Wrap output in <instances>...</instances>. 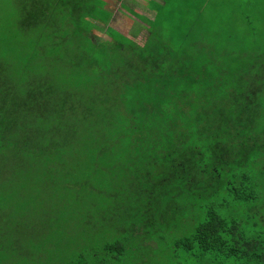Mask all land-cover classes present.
<instances>
[{"label":"trees","instance_id":"trees-1","mask_svg":"<svg viewBox=\"0 0 264 264\" xmlns=\"http://www.w3.org/2000/svg\"><path fill=\"white\" fill-rule=\"evenodd\" d=\"M187 1L181 14L176 0L158 7L157 21L169 8L161 30L171 40L151 29L144 46L110 26L104 0L6 3L20 10L21 26L5 30L12 18L0 16V173L35 154L50 155L44 173L65 168L67 156L89 174L112 169L129 190L114 196L145 208L148 221L138 227L146 238L162 240L190 226L176 237V250L264 264L262 235L246 234L239 211L225 218L216 208L220 198L245 205L261 198L253 173L264 177V159L256 156L263 149L248 137L259 115L246 106L256 88L223 81L227 70L216 66L217 52L194 38L205 5L196 13ZM140 19L149 31L150 20ZM171 19L181 23L169 32ZM97 24L107 26L105 41L94 38Z\"/></svg>","mask_w":264,"mask_h":264},{"label":"rangeland","instance_id":"rangeland-1","mask_svg":"<svg viewBox=\"0 0 264 264\" xmlns=\"http://www.w3.org/2000/svg\"><path fill=\"white\" fill-rule=\"evenodd\" d=\"M18 1L0 0V16L12 18L3 27L5 30L11 27L20 30V10H8L5 6ZM193 1L196 13L198 6L205 5V11L199 12L194 21V38H203L213 52L220 51L221 56L215 53L214 58L216 66L227 70L223 81L230 82L232 89L239 82L247 91L256 88V92H246L247 98H256L247 100V108L259 115L248 137L253 146L263 149L256 156L264 159V0ZM187 4L188 1L176 0V13L181 14L180 6L186 8ZM155 6L158 5L153 3L151 9ZM157 12L149 22V31L145 22L132 17L124 18L125 22L112 20L110 26L141 46L145 45L151 29L171 40L166 33L168 29L161 30L162 17L169 15V8L161 11L158 21ZM180 23V19H171L169 32ZM96 26L95 40L105 41L107 26ZM48 157L39 154L27 159L17 157L18 160L12 161L15 170L12 164L11 170L0 173V264H72L82 259L88 264H233L234 258L219 260L209 255L200 259L183 249L176 250V237L183 236L190 226L180 227L178 235H166L162 240L146 238L150 236L144 231L146 228L138 227L139 223L148 221L145 208L140 203H123L114 196L119 191L129 192L128 183L120 173L109 169L104 170L106 175L98 170L89 174L79 167L74 156H67L70 163L55 174L44 173L41 166ZM40 160L43 162L37 168L36 162ZM256 174L261 192L259 201L245 205L220 198L216 208L225 218L239 211L246 234L264 238V177L253 173L254 177ZM116 242L123 247L105 250L108 244Z\"/></svg>","mask_w":264,"mask_h":264},{"label":"crops","instance_id":"crops-1","mask_svg":"<svg viewBox=\"0 0 264 264\" xmlns=\"http://www.w3.org/2000/svg\"><path fill=\"white\" fill-rule=\"evenodd\" d=\"M108 3L107 10L112 11L114 21L115 19H122L125 22L124 18H146L154 19L157 16L156 12L158 7H164L166 0H104ZM153 3H156L158 6H155L151 9ZM114 9H116L114 11ZM156 11V12H155ZM158 13V12H157ZM130 20V19H129ZM145 26L148 24L145 23Z\"/></svg>","mask_w":264,"mask_h":264}]
</instances>
